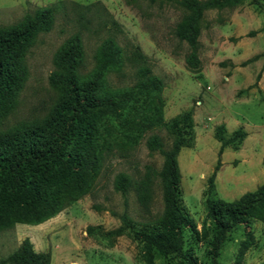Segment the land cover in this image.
I'll return each instance as SVG.
<instances>
[{"label": "rangeland", "instance_id": "rangeland-1", "mask_svg": "<svg viewBox=\"0 0 264 264\" xmlns=\"http://www.w3.org/2000/svg\"><path fill=\"white\" fill-rule=\"evenodd\" d=\"M260 2L242 0L204 11L197 36L198 64L190 68L185 61L188 44L176 35L186 11L170 0H0V27L18 23L39 7H50L53 13L50 28L39 31L26 49L25 78L12 108L0 119V129L46 116L58 97L49 83L54 55L69 37L77 34L81 40V75L93 69L99 46L111 39L120 48V66L107 74L109 88L134 85L140 70L147 68L162 84L156 101L163 122L170 124L188 113L185 143L176 160L181 205L191 222L182 234L185 257L160 253L135 238L132 229L110 233L122 224L123 215L133 230L155 226L162 217L157 172L163 156L149 149L147 140L156 135L168 149L175 132L167 125L131 121L126 130H138L137 140L123 143L115 134L107 139L100 168L85 193L64 202L58 213L40 223L13 222L0 228V259L27 239L35 252L50 255L49 264H210L212 228L203 202L210 194L212 172L211 194L224 201L264 182V0ZM219 124L226 139L236 129L245 136L230 142L218 156L220 142L214 128ZM149 169L147 207L137 202L133 187L124 193L115 189L118 174L134 183L143 180ZM10 200L0 191V207ZM263 262L262 219L235 227L217 256V264Z\"/></svg>", "mask_w": 264, "mask_h": 264}, {"label": "trees", "instance_id": "trees-1", "mask_svg": "<svg viewBox=\"0 0 264 264\" xmlns=\"http://www.w3.org/2000/svg\"><path fill=\"white\" fill-rule=\"evenodd\" d=\"M170 1L186 11L176 27V35L187 42L190 51L185 61L188 67L195 68L203 12L242 0ZM253 2L261 5L260 0ZM52 21V9L39 7L25 14L18 23L0 27V119L12 108L25 78L26 49L39 31L50 28ZM81 58V40L75 34L54 55L55 69L49 75V83L58 97L46 116L11 129H0V191L11 198L9 204L0 207V228L13 222L40 223L58 213L64 202L85 193L100 168L101 149L107 139L115 134L123 143L137 140L138 130H126L131 121L145 126L167 125L175 132L168 149L162 148L156 135L147 140L149 149L158 150L163 156L162 167L157 172L162 191L160 222L148 229L133 230L123 215L122 224L110 233L132 229L135 238L160 253L183 256L182 234L191 222L181 205L176 156L185 143L188 113L176 117L170 124L163 122L161 104L156 101L162 84L147 68L140 70L134 85L109 88L107 74L120 66V48L113 40L102 42L93 69L85 75L78 72ZM224 133L223 124L214 128V137L220 142L218 156L230 142H239L245 136L241 129L234 130L229 139ZM219 164L218 157L215 169ZM151 174L149 169L143 180L133 183L120 173L115 178V189L124 193L133 187L137 202L147 207L151 199ZM213 175L214 171L209 178L210 194L203 204L205 219L212 228L208 242L210 264H217L219 249L235 227L249 224L253 219L264 220V182L237 199L224 201L211 194ZM7 263L49 264L50 255L35 252L25 239L19 248L0 259V264Z\"/></svg>", "mask_w": 264, "mask_h": 264}]
</instances>
